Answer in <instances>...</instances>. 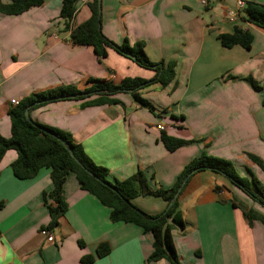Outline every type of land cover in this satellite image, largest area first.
Listing matches in <instances>:
<instances>
[{"label": "crops", "instance_id": "crops-1", "mask_svg": "<svg viewBox=\"0 0 264 264\" xmlns=\"http://www.w3.org/2000/svg\"><path fill=\"white\" fill-rule=\"evenodd\" d=\"M264 5V0H243ZM7 3L8 0H1ZM93 0L76 2L67 22L59 17L62 0H43L20 15L0 14V136L9 138V110L32 93L60 85L83 90L96 82L119 84L124 79L149 80L154 72L111 49L97 58L93 49L74 45L70 33L91 15ZM204 2L205 4H203ZM236 0H100L101 32L115 44L144 43L152 63L173 62L174 79L139 91L151 107H141L120 93L112 105H86L94 97L60 100L34 108L29 118L68 133L88 158L107 169L114 184L142 171L151 189L171 188L182 169L202 152L253 173L264 186V32L244 21L225 19ZM235 27L252 35L248 50L224 48L217 36ZM251 79L257 89L249 82ZM163 126V131L158 126ZM189 141L167 151L161 136ZM16 152L0 160V264H144L152 251L149 233L131 223H112L109 209L79 188L68 174L63 185L67 204L58 226L46 229L49 214L42 194L51 188L50 170L19 180L11 164ZM251 172V173H250ZM209 170L190 177L179 195L183 229L171 232L179 264H264V225H250L232 197L264 216V208ZM149 215L165 202L149 194L132 200ZM47 230L53 241L40 234ZM106 244L109 252L95 256ZM150 264H169L161 260Z\"/></svg>", "mask_w": 264, "mask_h": 264}, {"label": "trees", "instance_id": "trees-1", "mask_svg": "<svg viewBox=\"0 0 264 264\" xmlns=\"http://www.w3.org/2000/svg\"><path fill=\"white\" fill-rule=\"evenodd\" d=\"M77 1L62 0L59 17L67 22L70 21L75 14ZM42 4L43 0H8L7 3H2L0 0V14L20 15ZM243 12L245 22L264 32V5L247 2ZM100 15L97 0H93L89 19L73 28L70 41L74 45L91 47L97 58L106 57L107 49H111L130 59L139 67L153 71L154 76L149 80L124 79L119 84L100 81L83 90L72 85H60L43 92L29 94L8 112L11 135L7 139L0 136V160L6 151L16 152L17 156L11 164V170L14 177L19 180L32 179L43 168L50 170L51 188L42 194V200L49 214L47 230L55 229L59 219L67 210L62 191L67 175L72 174L81 190L95 197L102 206L109 209L110 222L131 223L151 235L152 251L144 264L161 260L169 264H179L171 232L173 229L184 227L178 209V198L192 175L205 170L221 175L262 208H264V186L251 174L249 178L240 177L231 162L204 152L182 169L174 185L169 189L162 187L151 189L142 171H136L127 179L111 184L106 179L107 169L93 163L82 147L73 143L68 133L25 118V111L29 114L34 108L60 100H81L94 97L86 105L117 104L118 101L113 97L120 93H128V91L132 99L141 107L150 109L151 106L139 96V91L153 84L165 87L173 81V62L152 63L144 51L143 42L129 44L127 40H124L121 44H115L109 41L101 32ZM217 39L224 48L240 46L248 50L252 35L246 29L235 27L231 34H220ZM248 80L256 89L258 88L251 79ZM161 141L169 152L189 143V141L165 134L161 136ZM247 157L264 172V165L258 157L251 154H247ZM87 172H90L91 176ZM145 194H151L164 201L165 209L159 214L149 215L133 205L134 198ZM232 206L241 211L249 225L253 221H259L264 225L263 215L248 208L234 196ZM108 252V246L101 244L96 248L95 256L101 258ZM94 260V256H85L81 259V263L90 264Z\"/></svg>", "mask_w": 264, "mask_h": 264}, {"label": "built area", "instance_id": "built-area-1", "mask_svg": "<svg viewBox=\"0 0 264 264\" xmlns=\"http://www.w3.org/2000/svg\"><path fill=\"white\" fill-rule=\"evenodd\" d=\"M78 1L79 2H85L86 0H78ZM202 3L205 4L204 2H202ZM235 7H236V10H227L225 13V19L230 24H235L238 21V19L240 18L239 11L244 9V7H245L244 1L243 0H236ZM10 104L11 105H17V102L15 100H11ZM158 130L163 131V126L159 125ZM40 234L46 238L47 242L51 243L53 241L52 235L47 230L42 229L40 231Z\"/></svg>", "mask_w": 264, "mask_h": 264}, {"label": "water", "instance_id": "water-1", "mask_svg": "<svg viewBox=\"0 0 264 264\" xmlns=\"http://www.w3.org/2000/svg\"><path fill=\"white\" fill-rule=\"evenodd\" d=\"M97 6H98V11H100V0H97ZM128 93H130V91H128ZM24 115H25V118L29 119V114L27 111H25ZM70 156L72 157V159H74L76 161V159L74 158V156L72 154H70ZM87 173L91 176L90 172H87Z\"/></svg>", "mask_w": 264, "mask_h": 264}, {"label": "rangeland", "instance_id": "rangeland-1", "mask_svg": "<svg viewBox=\"0 0 264 264\" xmlns=\"http://www.w3.org/2000/svg\"><path fill=\"white\" fill-rule=\"evenodd\" d=\"M237 172V174L240 176V177H245V178H249V176H246V174L245 173H242L241 174V172H238V171H236ZM251 173V172H250ZM251 175H253V173H251ZM254 176V175H253ZM255 177V176H254ZM241 193V192H240ZM248 197V196H247ZM249 198V197H248ZM250 199V198H249ZM240 201V200H239ZM255 204H258V203H256V202H254ZM259 205V204H258Z\"/></svg>", "mask_w": 264, "mask_h": 264}]
</instances>
